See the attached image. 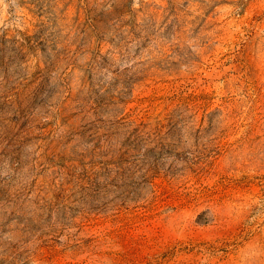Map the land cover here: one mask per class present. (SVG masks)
<instances>
[{
	"label": "rangeland",
	"instance_id": "1",
	"mask_svg": "<svg viewBox=\"0 0 264 264\" xmlns=\"http://www.w3.org/2000/svg\"><path fill=\"white\" fill-rule=\"evenodd\" d=\"M0 264H264V0H0Z\"/></svg>",
	"mask_w": 264,
	"mask_h": 264
},
{
	"label": "trees",
	"instance_id": "2",
	"mask_svg": "<svg viewBox=\"0 0 264 264\" xmlns=\"http://www.w3.org/2000/svg\"><path fill=\"white\" fill-rule=\"evenodd\" d=\"M133 132H134V137H138V136H143V134L140 133V130H138L137 128H134L133 129ZM157 134H155L156 136ZM143 138L145 139V141H147V139L149 138V135H146L145 137L143 136ZM155 138V137H153ZM161 143L160 142H156L153 144V147L151 148H148V149H144L143 152H142V156H143V161L147 162L148 161V156H150L149 154H147L148 152L152 151L155 149L156 146H160L161 147ZM148 167L145 168V170L143 171V173H141L139 176L144 180V181H149L148 178H149V175L147 174V171L148 170H151V167L150 165L147 164Z\"/></svg>",
	"mask_w": 264,
	"mask_h": 264
}]
</instances>
